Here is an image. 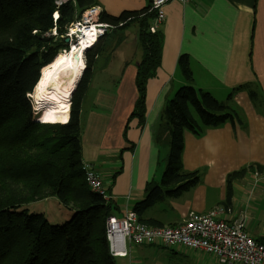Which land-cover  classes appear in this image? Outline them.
<instances>
[{
  "label": "trees",
  "instance_id": "trees-1",
  "mask_svg": "<svg viewBox=\"0 0 264 264\" xmlns=\"http://www.w3.org/2000/svg\"><path fill=\"white\" fill-rule=\"evenodd\" d=\"M94 5H99L98 0H0V264H116L106 238L113 204L88 187L81 145V105L96 57L104 50L100 39L85 52L86 66L72 94L67 122L36 121L30 98L42 68L67 47L68 27ZM150 9L148 3L118 15L102 10L99 17L116 29L138 25L143 52L131 117L138 118L141 127L147 84L161 65L164 40L160 28L149 29L154 19ZM178 66L186 84L167 102L156 133L157 141L167 139L170 145L167 164L161 180L148 182L146 196L133 205L139 220L152 226L162 225L146 218L150 208L182 196L201 181L199 171L184 168L185 131L199 136L205 127L240 122L227 102L194 85L188 55L179 57ZM245 88L256 102L257 91L249 85ZM256 170L264 172V165L252 164L228 174L222 203L231 205L234 182ZM49 199L67 208L66 221L52 224L44 213L29 210V205Z\"/></svg>",
  "mask_w": 264,
  "mask_h": 264
},
{
  "label": "crops",
  "instance_id": "crops-1",
  "mask_svg": "<svg viewBox=\"0 0 264 264\" xmlns=\"http://www.w3.org/2000/svg\"><path fill=\"white\" fill-rule=\"evenodd\" d=\"M98 2L101 10L118 15L141 9L149 0ZM165 11L160 27L164 34L161 65L147 84L144 125L131 117L143 52L136 24L100 39L104 50L96 57L80 113L83 162L102 176L112 215L118 217L146 196L148 182L162 178L170 145L167 139L157 141L156 133L167 102L186 84L178 66L182 54L189 56L194 85L227 102L238 114L240 122L205 127L199 136L185 131L184 168L199 171L201 181L146 212V218L159 225L178 223L191 212H205L224 202L228 174L252 164L264 165V0H172ZM247 85L257 91L256 102ZM233 192V212L228 217L245 215L248 233L264 240L259 226H253L255 219L248 223L249 216L258 214V199H264V172H247L234 182ZM146 247L155 246H136L128 256L118 257L136 263L138 249ZM187 252L195 264H207L209 259L216 264L207 253Z\"/></svg>",
  "mask_w": 264,
  "mask_h": 264
},
{
  "label": "built area",
  "instance_id": "built-area-1",
  "mask_svg": "<svg viewBox=\"0 0 264 264\" xmlns=\"http://www.w3.org/2000/svg\"><path fill=\"white\" fill-rule=\"evenodd\" d=\"M171 1L149 0L150 11L154 12L149 27L151 32L160 28L166 18L165 6ZM178 1L187 3L190 0ZM100 12L99 5L91 6L68 27L66 37L71 50L74 45L79 47L85 38L90 41L95 36L97 40L100 35L118 27L100 21ZM85 29L91 31L90 36H87ZM83 170L88 187L108 200V188L102 176L87 163H83ZM232 212L230 205L219 203L205 212H191L180 222L163 226H152L140 221L133 209L122 217L110 215L106 221L109 251L114 257H126L130 248L159 245L178 254L184 249L204 252L216 264H264V244L248 233L246 216L230 219L228 216Z\"/></svg>",
  "mask_w": 264,
  "mask_h": 264
},
{
  "label": "bare ground",
  "instance_id": "bare-ground-1",
  "mask_svg": "<svg viewBox=\"0 0 264 264\" xmlns=\"http://www.w3.org/2000/svg\"><path fill=\"white\" fill-rule=\"evenodd\" d=\"M85 31L87 36L91 35L88 29ZM86 39L79 47L74 45L72 50L60 53L52 63L42 68L41 78L33 92L36 120L44 123L67 121L71 92L85 68L84 50L96 44L95 36L90 41Z\"/></svg>",
  "mask_w": 264,
  "mask_h": 264
},
{
  "label": "rangeland",
  "instance_id": "rangeland-1",
  "mask_svg": "<svg viewBox=\"0 0 264 264\" xmlns=\"http://www.w3.org/2000/svg\"><path fill=\"white\" fill-rule=\"evenodd\" d=\"M130 28H133V27H130ZM118 30H123V29H118ZM108 42H110V40ZM68 44L66 48L59 50L58 55L64 51L69 50ZM33 92L31 93L30 98H31L33 113H34L35 98L33 96ZM39 122H42V121H39ZM166 164H167V161H166ZM181 200L183 201V199ZM254 201H256V199H254ZM258 205L259 207L256 205L258 214L254 217L249 216L248 223H250L252 218L255 219L256 224H253V226L254 227L259 226L258 230L262 233V235H264V199L263 200L258 199ZM158 206L159 204H157L155 207H158ZM256 206H254V208H256ZM28 207L31 212L44 213L47 219L52 224L62 223L66 221L68 218L67 208L59 204L58 201H56L55 199L43 200L38 203L31 204ZM168 210H170V208ZM113 214H115L114 211H113ZM135 258L139 259L137 260L136 263L135 262L130 263L128 259H120L119 257H116L115 261H116V264H195V259L192 257V254L190 252H187V249H184L180 254L178 253L175 254L171 250L161 247L159 245H155L154 248L146 247V248H142V250L138 249V253L136 254ZM206 263L212 264L210 259L206 261Z\"/></svg>",
  "mask_w": 264,
  "mask_h": 264
},
{
  "label": "clouds",
  "instance_id": "clouds-1",
  "mask_svg": "<svg viewBox=\"0 0 264 264\" xmlns=\"http://www.w3.org/2000/svg\"><path fill=\"white\" fill-rule=\"evenodd\" d=\"M101 11H102V10H101ZM57 16H58V14H57L55 17L57 18ZM56 18H55V19H56ZM109 33H110V32H109ZM109 33H108V34H109ZM108 34H107V35H108ZM103 35H106V33H105V34H102V36H103ZM102 36H99V37L97 38L96 43H97V41H98L99 39L102 38ZM66 40H67V38H66ZM68 43H69V42H68ZM68 45H69V44H68ZM90 47H92V46H90ZM68 49L71 50V46H70V45H69ZM87 49H88V48H87ZM87 49H85V50H84V53H83V55H84V60L86 59L85 52H86ZM85 61H86V60H85ZM85 66H86V62H85ZM84 69H85V68H84ZM83 71H84V70H83ZM40 75H41V73H40ZM81 75H82V74H81ZM81 75H80V77L78 78V81L80 80ZM77 83H78V82H77ZM76 86H77V85H76ZM76 86H75V88H76ZM35 88H36V86H35ZM35 88H34V90H35ZM75 88H74V90H75ZM73 92H74V91H73ZM30 96H31V94H30ZM71 98H72V94L70 95V108H71ZM70 108H69V109H70ZM34 109H35V106H34ZM69 112H70V111H69ZM37 121H40V120H37ZM42 123H44V122H42ZM56 123H58V122H56ZM59 123H62V122H59ZM162 226H163V225H162Z\"/></svg>",
  "mask_w": 264,
  "mask_h": 264
},
{
  "label": "water",
  "instance_id": "water-1",
  "mask_svg": "<svg viewBox=\"0 0 264 264\" xmlns=\"http://www.w3.org/2000/svg\"><path fill=\"white\" fill-rule=\"evenodd\" d=\"M160 27H161V26H160ZM100 36H102V35H100ZM66 41H67V43H68V42H69V39H67ZM40 78H41V75H40ZM77 82H78V80L76 81L75 86L77 85ZM73 91H74V90H72L71 94H73Z\"/></svg>",
  "mask_w": 264,
  "mask_h": 264
}]
</instances>
